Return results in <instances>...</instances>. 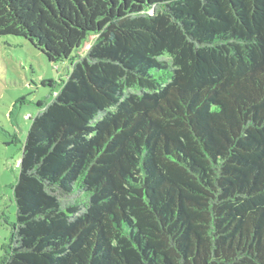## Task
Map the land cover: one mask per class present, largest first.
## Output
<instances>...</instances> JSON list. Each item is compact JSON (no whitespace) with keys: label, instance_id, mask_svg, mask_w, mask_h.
<instances>
[{"label":"trees","instance_id":"obj_1","mask_svg":"<svg viewBox=\"0 0 264 264\" xmlns=\"http://www.w3.org/2000/svg\"><path fill=\"white\" fill-rule=\"evenodd\" d=\"M0 37L70 66L0 264H264V0H0Z\"/></svg>","mask_w":264,"mask_h":264},{"label":"rangeland","instance_id":"obj_2","mask_svg":"<svg viewBox=\"0 0 264 264\" xmlns=\"http://www.w3.org/2000/svg\"><path fill=\"white\" fill-rule=\"evenodd\" d=\"M69 67L68 60L49 63L25 39L0 37V255L15 220L11 187L30 119L37 113V103L66 79ZM49 80L54 84H43Z\"/></svg>","mask_w":264,"mask_h":264}]
</instances>
